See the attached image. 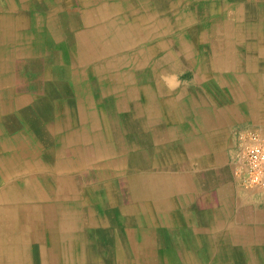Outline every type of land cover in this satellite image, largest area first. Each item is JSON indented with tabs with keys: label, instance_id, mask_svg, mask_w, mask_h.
Listing matches in <instances>:
<instances>
[{
	"label": "crops",
	"instance_id": "0c3cea01",
	"mask_svg": "<svg viewBox=\"0 0 264 264\" xmlns=\"http://www.w3.org/2000/svg\"><path fill=\"white\" fill-rule=\"evenodd\" d=\"M114 1L117 0H102ZM150 3L162 15L158 16V22H174L173 32L162 35V39L173 43L179 53L177 61L181 63L176 65V59L168 54L159 55L165 58L167 69L158 68L151 75L147 72L143 80L137 81L134 87L137 91L125 93V98L121 92L108 91L111 78L99 79L95 75L83 83L69 79L65 81L69 87L64 90L55 85L53 93L35 91L31 86L20 92L28 99L26 104L16 102L14 108L2 111L0 107V191L11 186L22 189L18 183H5L2 176L9 158H18L21 151L17 148H33L41 140L49 146L60 142L62 134L53 136L47 132V126L65 116L58 109L63 104L61 101H66L77 110L67 114L73 129H87L93 141L91 146L113 148L109 159L116 158L112 161L116 168L106 167L101 157L104 162L95 164L90 171L113 173L112 177L96 182L100 190L98 197L101 199L118 188L123 189V196L127 195L122 179L137 177H142L141 184L149 191L145 200L137 204V214L125 212L124 205L118 210L114 206L111 220L101 224L85 223L90 213H83L85 220H74V227L79 228L68 236L76 242L75 254H85L89 247L103 263H110L107 262L110 255L117 253L141 264L143 258L150 259L143 256L150 249L139 245L134 249L133 245L146 239L153 243L150 251L158 264H264V190L242 185L235 175L236 129L264 127V39L251 37L253 12L249 10L252 5L262 9L264 0H151ZM240 4L247 7L241 14L237 13ZM38 7L42 6L34 3L31 12L40 11ZM66 10L68 14L70 10L79 13L76 6ZM190 13L200 17L195 15L196 20L185 22L181 15ZM244 27L251 34L238 37L237 32L241 33ZM184 39L191 43L190 55L185 57L181 55L180 45ZM54 49L57 50L48 48L46 59L55 60ZM25 74L29 79L36 77L30 70ZM166 77L175 78L174 86H170ZM146 86L148 92L144 90ZM88 101L93 104L86 106ZM78 108L87 112L88 119H79L82 109ZM28 110L34 113L29 114ZM39 127L44 129L41 134L36 132ZM47 155L44 153L42 158ZM84 182V186L97 190L93 183ZM103 188L106 191H101ZM33 199L27 202L0 196L3 251L24 253L28 264H41L42 246L48 250L52 238L64 234L57 227L51 229L44 218L37 224L34 214H27L26 205L49 203L64 206L66 210L80 205L83 212L97 209L105 215L112 208L108 203L101 207L100 200L95 198L88 200L87 205L83 199L45 202L37 197ZM125 199L127 205L131 204V197ZM21 212L26 216L24 227ZM186 255L190 256L188 263L184 260Z\"/></svg>",
	"mask_w": 264,
	"mask_h": 264
},
{
	"label": "bare ground",
	"instance_id": "6f19581e",
	"mask_svg": "<svg viewBox=\"0 0 264 264\" xmlns=\"http://www.w3.org/2000/svg\"><path fill=\"white\" fill-rule=\"evenodd\" d=\"M57 1L56 4H53L49 0H15V3L13 0H0V91H4L0 93L1 111L2 109L14 108L16 102L26 104L28 99L20 92L28 90L30 86L39 92L55 91V85L64 90V88L67 89L69 87L65 81L74 78L76 82L83 83L89 76L93 75L99 79L103 77L111 78L112 85L107 88L108 91L110 89L121 92L125 98V93L137 91L134 88L137 81L139 79L143 80L147 72L151 75L158 68L167 69L164 62L165 58H161L163 55L168 54L170 57L175 58V63L179 60L177 59L179 53L174 50L176 48H173V43L166 38L162 39L164 35L173 32L174 22L166 20L163 23L158 22L157 18L161 13L157 6L156 10L154 9L150 3L151 0H142L141 3L138 2L140 0H117L109 3L102 2V0ZM34 3L42 6L38 7L40 11L35 13L31 12ZM170 4L172 5V3ZM74 6L77 7L78 15L71 10L69 14L65 12L67 11L66 8ZM124 8H126V11H123ZM245 9L247 10V7L244 4H240L237 7V13L241 14ZM249 10L253 12L252 16H250L252 21L250 23L254 27V29L252 28L253 35L251 37L264 39V5L262 9L258 5H252ZM14 12L15 14H13ZM195 15H191V13L185 14L181 15V18L183 17L185 22H189L192 21L191 18L196 20L200 17L197 14L196 18ZM244 30L241 33L240 31L237 32L238 37H246L251 34L248 30ZM230 32V35H233V31ZM190 44L187 39L180 40L183 51L182 56L190 55ZM51 47L57 49L53 51L55 60L46 59V55L49 57L48 48ZM159 55L162 56L158 57ZM180 63V61H177L176 65ZM29 70L33 71L36 77L27 78L25 72ZM34 83L38 86H33L32 84ZM147 86L144 88L146 92H148ZM122 102L125 104L124 100ZM61 103L63 104L58 109V113H65V116L62 119L57 118L56 122L54 121V123L47 126V132L53 136L62 134L60 142H54L53 146H49L48 142L41 140L37 142L39 146L17 148L21 151L18 154V158H9V164L3 167L2 176L5 183L15 185L18 183L19 186H22V189L15 186L4 187L0 191L1 197L27 202L36 197L44 200V202L62 199L74 201L75 199H83L85 205L89 203L87 197L90 196L93 199L95 198L96 201H101L100 197H98L100 190L97 188L98 186L96 187V182L103 178L106 180V178L112 177L113 173L106 171L95 173L90 171L93 170L95 164L104 161L106 167H111L110 165H112V167L116 168L115 164H113V160L116 158L109 159L112 153L110 151L113 148L96 143V145L93 144L91 146L93 143L90 139L91 133L87 129L82 131V127L74 130L70 125V119L67 114L72 110L77 112L76 108L71 107L66 101H61ZM89 104H93V101H88L86 106H91ZM81 109H79L81 110L79 119H88L87 112H83V108ZM32 112L28 110L29 114ZM35 118L38 117L35 116ZM43 130L42 127H39L36 132L41 134L44 132ZM74 134L75 136L73 137ZM84 141L85 143L83 144ZM117 141H120V139ZM21 145L22 143L18 146ZM44 153L45 155L48 153L45 159L42 158ZM101 157L104 161L101 160ZM40 180L46 184L48 190L42 184H38ZM105 180L100 183L102 184ZM84 181L93 183L97 190L84 186ZM122 182L120 184H124V187L128 190L127 195L123 196V189L120 191L118 188L117 191L115 189H112L113 191L110 190L109 194L107 193L108 196L102 195L101 198L103 201L109 199V202L112 203V209L115 206V209L118 210V208H124L125 205L124 211L127 209L125 212L137 214L139 212L137 204L145 200L147 197L146 193L149 191L146 187L144 188V184H141L143 182L142 177L130 180L122 179ZM86 191H89L90 194H86ZM101 191L106 190L103 188ZM126 197H131V204L127 205ZM121 199L124 202H121ZM47 204L41 206V203H35L32 207L25 206L27 214H34L36 222L44 218L49 222L48 226L50 228L57 227L64 234L62 237H53L52 246L49 245L48 250L42 246L41 264H73L71 262H76L74 264H86V261L87 264L89 262L93 264H135L133 259L125 258L123 255L119 256L117 253L110 255L107 260L110 263H103L93 251L88 250L89 247H86L85 254L83 252L82 255H77L73 252L76 242L74 243L68 235L76 228H79L74 227L73 221H80L83 218V213L86 215L90 213L91 215H89L85 223L90 226L101 224L105 220H111V214L108 212L111 213L112 209L105 215L101 214V212L95 214L97 209L83 212L79 209L80 205L75 206L74 209L66 210L64 206L58 207L54 204ZM37 224L40 223L37 222ZM12 242H16L14 237ZM3 244L0 240V264H28L29 259L24 253L19 251L5 253ZM56 244H58V247L55 246ZM138 245L141 248L144 247L150 250L153 247V243L146 239L140 244H134V249ZM150 250L143 255L145 258L150 259L143 258L141 264H154L155 262L158 264V259ZM72 252L73 257L70 255ZM117 255L118 258L116 257ZM137 259H139L138 256ZM184 260L187 263L190 262V256H184Z\"/></svg>",
	"mask_w": 264,
	"mask_h": 264
},
{
	"label": "built area",
	"instance_id": "2783aa9c",
	"mask_svg": "<svg viewBox=\"0 0 264 264\" xmlns=\"http://www.w3.org/2000/svg\"><path fill=\"white\" fill-rule=\"evenodd\" d=\"M235 175L249 188L264 189V128L242 126L235 131Z\"/></svg>",
	"mask_w": 264,
	"mask_h": 264
},
{
	"label": "rangeland",
	"instance_id": "374dc122",
	"mask_svg": "<svg viewBox=\"0 0 264 264\" xmlns=\"http://www.w3.org/2000/svg\"><path fill=\"white\" fill-rule=\"evenodd\" d=\"M50 1V3H53V4H56L58 1L57 0H49ZM72 9L73 7H69L68 9ZM50 60V59H49ZM72 134V133H71ZM75 136V134L73 135V137ZM84 139H87V138H84ZM90 142V141H89ZM38 184H42L43 186H44V188L45 189H47V186H46V184L43 182V181H41L40 180V182L38 183ZM86 194H90V192L89 191H86L85 192ZM87 199L88 200H90L91 199V196L90 197H87ZM100 202V204H101V207H104V204L106 205L107 203H108V205L107 206H109V207H112L111 205H112V203L111 202H109V199H105L104 201H103V199L101 198V201H99ZM107 202V203H106ZM104 203V204H103ZM112 209V208H111ZM111 209H108L107 210V212L109 211V210H111ZM97 212H101V210H96V212H95V214L97 213ZM23 213L24 212H21L20 214H19V216H21L22 217V222H23V224H21L23 227H24V224H25V221H26V216L25 215H23ZM109 214H110V212H108Z\"/></svg>",
	"mask_w": 264,
	"mask_h": 264
},
{
	"label": "clouds",
	"instance_id": "9594fccd",
	"mask_svg": "<svg viewBox=\"0 0 264 264\" xmlns=\"http://www.w3.org/2000/svg\"><path fill=\"white\" fill-rule=\"evenodd\" d=\"M166 79H168L169 80V82H170V86H174V84L176 83V81H175V78L174 77H166Z\"/></svg>",
	"mask_w": 264,
	"mask_h": 264
}]
</instances>
